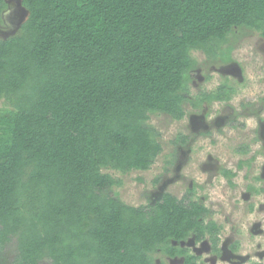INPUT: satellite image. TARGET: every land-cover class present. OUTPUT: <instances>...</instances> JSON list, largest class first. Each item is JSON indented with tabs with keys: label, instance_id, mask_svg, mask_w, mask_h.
Masks as SVG:
<instances>
[{
	"label": "trees",
	"instance_id": "1",
	"mask_svg": "<svg viewBox=\"0 0 264 264\" xmlns=\"http://www.w3.org/2000/svg\"><path fill=\"white\" fill-rule=\"evenodd\" d=\"M21 5L17 32L0 38V253L13 248L8 264H157L160 251L202 264L181 242L209 234L216 248L218 228L193 189L133 206L105 170L151 167L163 146L150 117L184 118L192 51L215 59L245 31L264 38V0ZM224 88L191 101L223 100Z\"/></svg>",
	"mask_w": 264,
	"mask_h": 264
},
{
	"label": "rangeland",
	"instance_id": "2",
	"mask_svg": "<svg viewBox=\"0 0 264 264\" xmlns=\"http://www.w3.org/2000/svg\"><path fill=\"white\" fill-rule=\"evenodd\" d=\"M6 3L13 6L14 0ZM17 8L11 14L14 18L0 22L2 31L12 30L0 38L17 32L26 15L21 4ZM231 46L215 59H208L201 50L192 51L197 64L188 75L190 101L185 104L184 118L174 120L163 114L150 117V124L160 132L163 152L149 169L105 171L120 180L112 193L133 206L154 203L165 192L181 197L193 188L197 198L212 208L209 219L216 221L221 241L227 247L238 244L241 259L250 255V260L242 259L240 264H264V194L255 193L252 202L254 191L250 192L251 187L262 189L260 179L264 177V40L258 32L249 30ZM221 85L227 87L223 90L228 98L201 106L191 101ZM3 107L5 100L0 98V108ZM232 121L244 122L245 126H232ZM179 134L188 135L189 141L173 144ZM249 144L250 152L238 150ZM168 160L173 163L168 164ZM222 168L236 173L233 179L229 181L223 176ZM259 222L261 226H257ZM181 246L188 248L202 264H232L227 256L211 251L209 240L197 242L190 236ZM12 249L8 254L0 253V264H8ZM154 260L157 264H182L184 259L159 251Z\"/></svg>",
	"mask_w": 264,
	"mask_h": 264
},
{
	"label": "flooded vegetation",
	"instance_id": "3",
	"mask_svg": "<svg viewBox=\"0 0 264 264\" xmlns=\"http://www.w3.org/2000/svg\"><path fill=\"white\" fill-rule=\"evenodd\" d=\"M6 2H7V0H5ZM20 1V0H19ZM17 4H21L20 2L18 3V0H14V5L12 6V5H9V3H7V12H5V10H4V15H3V17L4 18H2L3 20H5L6 22H7V18L8 17H10V18H14V17H12L11 16V14H13V11L14 10H16V9H18L17 8ZM10 22V21H9ZM10 31H12L11 29H10ZM9 31V32H10ZM9 32H5V31H2L1 30V28H0V36H3V35H5L6 36V34L7 33H9ZM263 40H264V38H263ZM219 101H221V100H219ZM241 123H243L244 124V122H238V121H232V126H235V127H237V126H241L240 124ZM244 126H245V124H244ZM244 126H241V127H244ZM190 138V137H189ZM189 141V140H188ZM187 141V142H188ZM182 144V143H181ZM252 146H250V144L249 145H245V146H242V147H240L238 150L240 151V152H245V153H248V152H250L251 151V148ZM225 168H222L221 169V173H222V170H224ZM228 170H230V169H228ZM232 171V170H231ZM233 172V171H232ZM234 173V172H233ZM264 173V172H263ZM236 174V173H235ZM223 175V174H222ZM224 176V175H223ZM235 176V175H234ZM234 176H231V179H233V177ZM261 178V177H260ZM259 178V179H260ZM230 179V180H231ZM229 180V181H230ZM260 181H261V190L259 189H255L254 187H251L250 189V192L251 193H253V191H254V194L253 195H251V201L252 202H254V200L255 199H253L256 195H255V193H257V192H261L262 194H264V177H262V179H260ZM191 189H193V188H191ZM194 190V189H193ZM195 192V191H194ZM187 193V192H186ZM185 193V194H186ZM184 194V195H185ZM184 195H182L181 197H179V198H182ZM194 196V200H197L198 202H201V203H203L204 205H205V207H207L208 208V210L211 212V213H209L208 215H207V217H206V219H205V223H208V222H213V223H215L216 224V226H217V223H216V221H214L213 219H209V217L211 216V214H213V210H212V208H210V207H208L203 201H201L200 199H198L197 198V196H196V194H194L193 195ZM251 203V202H250ZM250 206H251V208H255V206L254 205H252V204H250ZM249 206V207H250ZM264 208V206H262L261 207V209H263ZM262 222V221H261ZM261 222H259V224L257 225V226H261L262 225V223ZM217 228H218V226H217ZM194 236V235H193ZM218 237H219V234H218ZM194 238H195V236H194ZM195 240H196V238H195ZM208 241L209 240V242H210V244H211V248H212V250L211 251H213L215 254H220L221 253V256H222V254L223 255H225V256H227L226 258L229 260V262L230 263H232V264H240L241 263V261H242V259L243 260H245V261H247V260H250V255L249 256H247V257H242V259L241 258H239V255L237 254L238 252V244H236V243H233V244H231L229 247H227L226 245H225V243H224V241L222 240L221 241V239L219 238V241L217 242L218 244H217V247L215 248L214 247V245H213V243L210 241V236H209V234H206V236L201 240V241H197V242H202V241ZM225 247H227V249H225ZM215 249H217V250H215ZM227 252V253H226ZM251 262H252V259H251ZM261 264H262V262H260ZM253 264H258V262H253Z\"/></svg>",
	"mask_w": 264,
	"mask_h": 264
}]
</instances>
